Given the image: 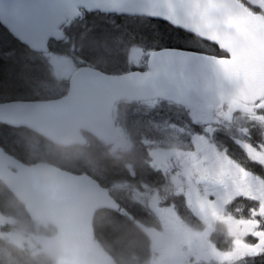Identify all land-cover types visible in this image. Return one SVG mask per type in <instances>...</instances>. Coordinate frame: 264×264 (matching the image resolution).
<instances>
[{
	"label": "water",
	"instance_id": "water-1",
	"mask_svg": "<svg viewBox=\"0 0 264 264\" xmlns=\"http://www.w3.org/2000/svg\"><path fill=\"white\" fill-rule=\"evenodd\" d=\"M78 8L166 22L215 46L226 57L161 49L149 54L146 72L110 76L79 67L68 80L65 97L0 104V124L26 128L60 147L84 145L80 132L110 146L117 139L111 119L116 100H160L187 106L192 101L209 105L226 98L254 104L264 97V45L260 41L255 37L230 40L221 34L222 50L207 38L217 36L215 31L195 30L210 11L225 21L233 19L232 9L244 13L245 7L237 0H0V25L30 51L43 53L50 39L63 40L58 27L65 18L79 16ZM192 13H197L195 21L189 19ZM0 181L25 207L31 221L45 220L55 227L57 239H37L42 250L61 264H111L93 244L92 221L97 210H116L117 206L90 178L42 163L26 166L0 149Z\"/></svg>",
	"mask_w": 264,
	"mask_h": 264
},
{
	"label": "flooded vegetation",
	"instance_id": "flooded-vegetation-1",
	"mask_svg": "<svg viewBox=\"0 0 264 264\" xmlns=\"http://www.w3.org/2000/svg\"><path fill=\"white\" fill-rule=\"evenodd\" d=\"M131 41L132 39L127 40L118 46L119 49L127 50V54L123 57L116 56L121 62L116 65H106L107 71L115 72L119 68H123L121 67L123 63L126 66H135L130 59V55L135 53L133 49L135 47L133 41ZM137 61L140 62V59L138 58ZM145 67L146 62L143 68ZM140 103H157L159 105L155 104L156 106L163 107V127H160L161 123L156 124L160 121L153 120L150 115L136 121L127 134L131 138L132 149L124 150L113 146L115 149L110 147L106 150V155L109 152L115 153L113 150L118 151L116 152L118 154H133L129 158L132 163H126L125 165L118 163L115 172L110 173L102 165L99 167L93 164L90 159L85 172L95 180L100 178L102 182L97 181L103 187H107L109 177H117V187L122 189L121 194L117 192L116 198L120 214H126L128 217L137 219V225L143 231L151 230L159 234L165 232L171 237L172 241L179 242L178 244L183 245L185 248L189 247L190 252L191 249H195L197 256H200L205 244L212 247L210 251L212 259H215L219 249L221 251V248H229L230 246L233 248L236 245L239 252H247L246 245H256L262 238L257 237L254 233H264V217L257 214L254 218L252 216L257 211V205L259 206V204L252 199L254 197L251 195L254 191L262 201L263 205L260 206L262 210V207H264V189H262L264 186V142L260 131L251 124L247 130L237 128L234 133H231L232 125H230L229 132L228 129L218 132L212 127L211 136L215 138L212 142L217 143V145L222 144L217 150L220 151L221 156L227 159L225 164L219 157L211 158L210 151L204 148L203 123L199 119H194L189 113V108H192L193 115H199L204 119L205 113L203 111L210 107H205L201 102L192 103L190 106L183 108L182 117L178 121L181 132L177 142L185 152L182 154L181 161L183 164L182 168H179L180 173L172 179V170L165 167L167 164L164 163L165 166L162 167L155 165L152 157V152L158 149L157 146L166 149V139L170 142L168 136L170 130H168L169 127H166L169 120L170 110L168 111V109L171 108L168 104H162L158 101L115 102L112 106V118L115 120L117 133L121 140L124 136L123 124L127 116L125 115L126 110L128 108H139ZM159 110H157L158 113H160ZM145 118L149 120L145 121ZM213 118H215L213 113L206 117L208 126L211 125L209 122L213 124L210 121ZM150 121L153 123H150ZM147 123L152 128L151 132L155 134L151 138L137 136L131 131V129L141 131L142 127L143 131L148 134L150 126ZM250 123L253 124V122ZM161 134H163V139H160ZM214 143L212 144L215 145ZM106 165L109 164L106 163ZM235 167H238L239 171ZM255 186H258V188H255ZM204 188L209 193L204 192ZM218 190L222 195L224 193L227 195L221 214L224 215L226 205H228V213L226 218L213 219L210 223L221 221L227 224L230 237L213 231L210 227L205 240L202 244L199 241L200 245L197 246L198 240H195L194 236L198 237L205 234L202 218L206 214H213L212 217H216L218 204L223 199V196L217 198L213 194ZM109 192L112 196V192L110 190ZM244 194L249 195L245 196ZM136 195L139 196L137 200ZM150 198L155 199L157 206L149 207L147 205ZM260 200L259 202H261ZM120 217L124 218L123 215ZM146 221H152V224L146 226L144 224ZM256 224H258V227L255 226ZM236 236H238V239H236ZM228 240H230V243ZM182 255L184 256H182L180 264L193 263L192 258H188L186 252ZM251 258L259 259L258 263L264 264V255L251 256ZM205 259L207 257L203 256V260ZM245 263L252 264L253 261L247 260Z\"/></svg>",
	"mask_w": 264,
	"mask_h": 264
},
{
	"label": "trees",
	"instance_id": "trees-1",
	"mask_svg": "<svg viewBox=\"0 0 264 264\" xmlns=\"http://www.w3.org/2000/svg\"><path fill=\"white\" fill-rule=\"evenodd\" d=\"M239 1L250 11L258 12L243 0ZM61 29L64 40L50 41L48 53L39 55L29 52L0 26V102L48 100L60 95L65 89V82L55 83L50 60L52 58L68 60L74 67L89 66L108 74L106 65L121 62L116 56H125L126 50L119 49L118 46L130 39L135 49L144 53L175 48L215 57L222 56L215 47L174 30L167 23L145 18L82 11L80 17L67 22ZM86 142L84 147H55L25 129L0 125V147L6 154L24 164L43 162L66 171L85 173L88 162L79 152H86L93 164L99 167L102 165L105 170L114 173L118 159L106 155V147L95 139L86 137ZM97 180L102 182L100 178ZM108 181L115 184L117 179L109 177ZM20 209V205L0 183V214L20 221L21 227L15 226L14 229L35 237L56 236L52 225L32 223L27 217L19 215ZM133 221L109 211H100L94 217L96 242L115 264L144 263V256L148 252L146 237ZM10 251L13 264H57L45 252L33 254L31 251L15 248ZM258 260L248 261L262 264Z\"/></svg>",
	"mask_w": 264,
	"mask_h": 264
},
{
	"label": "rangeland",
	"instance_id": "rangeland-1",
	"mask_svg": "<svg viewBox=\"0 0 264 264\" xmlns=\"http://www.w3.org/2000/svg\"><path fill=\"white\" fill-rule=\"evenodd\" d=\"M246 3H248L250 6L253 7H258L261 11L262 9L259 7L258 3L256 4V6H254L253 4V0H244ZM130 59L131 61H133V64L135 66L132 67H141L142 63H143V55L142 53H140L139 51H135V53H133V55H130ZM140 59V62L137 61V59ZM52 67H53V73L54 75L60 80L62 78H64L74 67L73 64L68 61V60H64V59H56L54 61H52ZM160 109V110H159ZM157 110H159L160 113L157 112ZM170 110V111H169ZM193 109L189 108V113L190 116H193L194 119H199L201 120V122L203 123L204 126V130H203V142H204V148L207 149L208 151H210V156L211 158L215 157L218 158L223 161V163H227V159L223 156L220 155V151H218V147L214 146L212 143V141L215 140L214 137H212V127L215 128L216 130H219L221 128L224 129H228V125L230 124V121L235 120V123L238 122L239 125H242L243 121L246 119L248 121L253 122L254 127L257 128L258 131H260L261 134V138L264 142V103H261L253 108L250 107H246V106H242L234 101L231 100H227L225 102H218L216 104L213 105V111H216L219 113L220 116L218 115H214L215 118L212 119L211 121L213 122V124L207 126V120L206 117H209L211 115V109H206L203 112L205 113V117L204 119H202L201 117H199V115H193ZM136 111H139L142 115V117H149L152 118L155 121H160L157 122L161 123L160 127H163V108L162 106H156L153 103L150 104H143L141 105L139 108H136ZM169 111V120H168V124L166 127H169L168 130V136L170 138V142L168 139H166V149H162V146H157L158 149H156V151L152 152V157H153V164L158 165L160 167L165 166V164H167L165 167L168 169L172 170V179H174V176H178V174L180 173L179 168H182V158L185 150L181 147H179V133L181 132V129L179 127V125H177V122L180 120V117L177 114V111H175L174 109H168ZM137 114V113H136ZM138 115V114H137ZM212 117V116H211ZM246 117V118H245ZM145 121L149 120L148 118L144 119ZM151 120V119H150ZM240 120V121H239ZM150 123H153L152 121H150ZM148 126H150L147 123ZM125 130H129V128L124 127ZM151 126L149 127V133L146 134L143 131V128L141 127V131H139L138 129H131V131H133V133L137 136H142L145 138H151L152 136H154L155 134L151 132ZM174 136V141L171 139V137ZM167 138V135H166ZM160 139H163V134H161ZM212 142V143H211ZM131 145V140L129 138H125L122 137L121 140L118 141V143L115 145V148L117 147L118 149H129ZM114 148V149H115ZM114 152H118L116 150H113ZM237 171H239L238 167ZM240 173V172H239ZM253 178V177H252ZM255 179V178H254ZM257 183V182H255ZM264 184V183H263ZM206 187V186H205ZM255 188H258V186H255ZM262 189H264V186L262 187ZM115 194H117V192L119 194L122 193V189L120 187L114 188L113 189ZM204 192L209 193L206 188L203 189ZM213 194L218 198L220 196H223V199L221 200V203L218 204V215L217 212L215 213L216 217H212V215L206 214L204 215V218L201 217V215H199L200 218H202L204 226H205V234H203L202 236H194V239L198 240V245H200L202 242L205 240V238L207 237L206 234H208V230L209 229V224L210 221H212L213 219H219L221 217H225L224 215L222 216V208H223V204L226 202L227 200V195L224 193L223 195L221 194V192L218 190L215 193L213 192ZM250 194V193H249ZM249 194H244L245 196L249 195ZM253 200L257 201L259 206L257 205V211H255L253 213V218L255 217V215H261V217H264V207H262L263 209L261 210L262 201L259 199V197L254 193V191L251 193ZM138 195H136V200L138 199ZM232 197V196H231ZM261 202H259V200ZM149 207L156 205L157 206V202L155 201L154 198H150L149 202L147 204ZM226 218V217H225ZM256 220V219H255ZM13 225V221L10 220L9 218H5L0 216V239L1 241H6L9 242L11 244H14L15 246H19V247H27L28 249L34 251L36 249V238L34 239L32 236L30 235H22V232H12L10 231L9 233H1V229L2 228H6L9 229V226ZM227 225V224H226ZM223 228L225 229V233L226 235H228L230 237V233H229V228L228 226H223ZM147 235L149 236V241H150V249H149V264H178V261L180 262V258H181V250H184L186 252V255H188L189 257L193 258V261H197V262H201V261H209V260H213L215 261V263L220 264L222 262H226L227 264L230 263L232 260L242 256V254L247 253V252H239L236 249V245L232 248V246H230L231 251L230 252H219V254H216L215 259L211 258V254L210 251L212 249V247L210 245L205 244L204 248L201 250L200 252V256H197L196 254V250L195 249H191L190 252V248L189 247H183V245L181 246L180 244H178L179 242H174L172 241L171 237H169L165 232L162 233H155L151 230L146 231ZM236 239H238V236H236ZM230 243V242H229ZM244 248V246H243ZM0 250H1V246H0ZM1 258L2 254L0 253ZM203 256H206L207 259L203 260ZM197 257V258H196ZM8 259V258H7ZM7 264H10L9 261H6ZM210 263V262H209Z\"/></svg>",
	"mask_w": 264,
	"mask_h": 264
},
{
	"label": "snow or ice",
	"instance_id": "snow-or-ice-1",
	"mask_svg": "<svg viewBox=\"0 0 264 264\" xmlns=\"http://www.w3.org/2000/svg\"><path fill=\"white\" fill-rule=\"evenodd\" d=\"M257 3L262 9L261 13H252L246 7L244 8V13L232 9L231 16L233 19L230 21H225L218 14L210 11L207 13L208 19L204 21L200 27H196L195 30L200 31V28L203 27L209 31H215L217 36H209L207 38L215 40L222 50L225 49V45L218 40V36L221 34L227 39L236 41H243L246 38L255 37L264 45V0H253L254 6H256ZM196 18L197 13H192L189 16V19L193 21H195ZM184 26L188 27L187 24ZM229 51L231 50L229 49ZM255 226L258 227V224ZM254 235L262 238L256 245L245 246L247 255L253 257L264 255V233L256 232Z\"/></svg>",
	"mask_w": 264,
	"mask_h": 264
}]
</instances>
